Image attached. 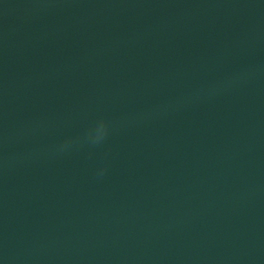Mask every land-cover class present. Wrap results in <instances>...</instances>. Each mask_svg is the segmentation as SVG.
Returning <instances> with one entry per match:
<instances>
[{
  "label": "water",
  "instance_id": "95a60500",
  "mask_svg": "<svg viewBox=\"0 0 264 264\" xmlns=\"http://www.w3.org/2000/svg\"><path fill=\"white\" fill-rule=\"evenodd\" d=\"M0 264H264V0H0Z\"/></svg>",
  "mask_w": 264,
  "mask_h": 264
},
{
  "label": "clouds",
  "instance_id": "9594fccd",
  "mask_svg": "<svg viewBox=\"0 0 264 264\" xmlns=\"http://www.w3.org/2000/svg\"><path fill=\"white\" fill-rule=\"evenodd\" d=\"M107 122L99 121L93 130H90L88 136L92 137L94 141L102 140L107 135ZM70 141H66L64 147H67Z\"/></svg>",
  "mask_w": 264,
  "mask_h": 264
}]
</instances>
